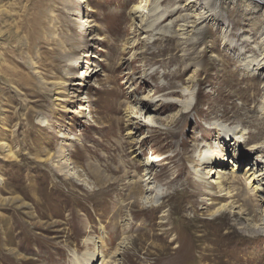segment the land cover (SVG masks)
Listing matches in <instances>:
<instances>
[{
    "label": "rangeland",
    "instance_id": "1",
    "mask_svg": "<svg viewBox=\"0 0 264 264\" xmlns=\"http://www.w3.org/2000/svg\"><path fill=\"white\" fill-rule=\"evenodd\" d=\"M261 6L0 0V264H264Z\"/></svg>",
    "mask_w": 264,
    "mask_h": 264
},
{
    "label": "bare ground",
    "instance_id": "2",
    "mask_svg": "<svg viewBox=\"0 0 264 264\" xmlns=\"http://www.w3.org/2000/svg\"><path fill=\"white\" fill-rule=\"evenodd\" d=\"M261 2H262L261 9H264V0H261ZM81 22H82V20H81ZM75 64L76 63H74V60H69V63L67 65V67L69 68V72L72 71V68L75 66ZM210 162L213 163V164H217L218 167H216V168L220 167L221 170L215 169V171H212V170H214L213 168L209 169L207 171L208 172L207 176H205L204 178L201 177V180L199 181V184H201L202 188H204V190H205L204 192H206L209 196H213L215 198H226V199L232 198V195L230 194L231 192L229 190L228 191L225 190V188H224V185L227 182V178L226 177H228V173H225L223 171V168L226 167L225 165H226L227 162L225 161L224 158H221V157L218 158V156L217 157L214 156L209 161V163ZM231 168H232V166H231ZM233 174H234V171L232 170V172L229 174V179L233 180V181L235 180L237 182L240 181L237 177L233 176ZM251 180H254L253 174H252V176L249 175L247 177V185L248 186L250 185ZM212 186H216L215 187V190H216L215 192H214V190L212 191V189H211ZM222 191L225 192V196L227 195L226 197L222 196V194H221ZM224 206L226 207L227 205L226 204L222 205L220 207V209H222Z\"/></svg>",
    "mask_w": 264,
    "mask_h": 264
}]
</instances>
